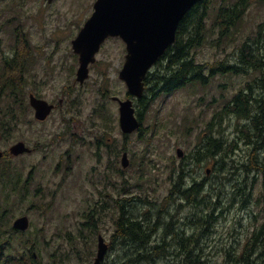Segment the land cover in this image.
<instances>
[{"label": "rangeland", "instance_id": "rangeland-1", "mask_svg": "<svg viewBox=\"0 0 264 264\" xmlns=\"http://www.w3.org/2000/svg\"><path fill=\"white\" fill-rule=\"evenodd\" d=\"M94 1L54 0L50 5L45 6L44 4L43 6L41 0H17L15 9L18 25L28 31L30 40L34 42V46L40 47L39 50L42 51V54L47 55L50 52V56L54 57L53 62L58 63L55 69L52 68L53 66H49L48 69L45 63L47 59L37 56V64L34 69L35 75L42 72L57 73L54 77L45 79L44 86L39 84L42 78L35 79L36 85L39 86L38 90L42 94L52 98L59 93V89L66 83L62 75L63 70H60L65 62L60 60L65 55V33L68 32L67 40L70 41L79 32L92 13ZM220 1L216 0L215 5L217 6ZM231 1L233 0H229V2ZM5 2H8V0L0 1V7H3ZM213 16L214 12L211 8L207 19L208 26L211 24ZM263 21L264 4L259 0H253L244 15L241 29L236 34L235 40L221 47L210 44L204 45L197 52L196 63L208 65L222 61L228 64L235 63L238 48L248 37L254 36L257 26ZM45 39H49V47L41 48ZM56 42H60V44L57 46ZM124 56L125 46L121 40L117 38L107 40L102 45L101 51L96 55V61L99 65L88 77L87 85L80 88V85L77 84V104L81 110L80 123L78 124L79 131L82 134L81 141L91 142L92 135H89L88 131L93 132L95 127L100 124L104 128L105 138L112 139L115 149L125 148L128 153L130 164L129 167L123 170L124 175H113V181L117 183L113 192L114 201L119 200L121 204H124V211L127 210L133 218L142 217V213L148 209L153 212L154 208L156 209L160 201L168 194L170 171L177 167L182 159H185V163H189L188 166L184 164L188 172L186 179L188 184L192 182V179L202 182L201 180L206 176L205 169L209 168L212 169V172L209 174L207 185L213 189L219 188L221 183L210 185L214 174L212 168L214 161L195 165V158L198 155H194V151L197 146L203 143L205 123L211 120L215 112L221 111L223 105L236 94V91L246 81L250 80L249 77L244 75L230 76L228 73L216 75L213 79H210L208 84L199 86L200 89L196 94H193L194 88L187 85L171 95L153 97L148 102L149 106L144 113L142 134L139 135L138 132H135L124 140V136L118 127L117 106L108 98L103 100L99 92V89L103 90L104 88V90L109 91V95L118 98L124 97L126 87L117 75L123 65ZM154 71H156L155 68L152 72ZM208 71L209 68L206 67L204 75H208ZM100 72H104V75H101ZM27 99L25 93L26 104ZM80 99L81 103H79ZM101 104L106 105L104 110L108 118L106 124H102L95 117L91 118L92 111L99 108ZM23 113L24 116L17 115L18 121L15 124L16 130L14 129V132L9 131V119L0 117V124L6 131L4 133L5 138L2 141V150H7L17 140L30 141L28 139V121H31L32 113L28 107ZM59 120L60 114L57 113L49 120V124L44 130H51ZM189 124L191 126H188ZM236 126L237 120L235 118L223 117L219 126L214 125L213 131L217 138L228 142H236V150L231 158L233 159V165L238 168L231 171L234 172L231 179H233L232 183L235 188L243 189L241 193H244L247 200L246 205H237L223 216H219L218 213L213 214L220 218H216L215 223L212 222L208 225L206 232L209 230V233L204 234L208 244L206 253L209 254L210 264H226L228 262L225 253L236 248L235 240L244 239L252 231L251 222L254 215L258 218L255 226L264 224V200L261 196L264 175L256 172L244 173L243 165L246 164L244 161L247 158L248 149L243 140L238 139ZM188 127L191 128L187 129ZM36 128L37 126H35V130ZM40 136L41 141L42 133ZM177 148L184 152L182 159L176 156L175 150ZM94 152L92 146L80 142L77 153L82 159V171L87 170L88 166L94 164V161H92L94 160L92 156ZM42 156V154H38L34 157L39 170L35 173L36 184L34 186L43 187L44 192L34 194L33 200L31 198L27 200L24 195L19 194L20 198L10 208L7 203L0 200V216H3L0 221V234H4L5 238L9 236L10 244L8 248L12 249L11 254L13 256L24 251V247L19 241L20 237L34 240L36 242L32 252L35 259L34 264H92L96 252V236L91 234L89 228L81 226L84 222L82 218L84 215L82 216V214L89 207L81 203V200L84 198L96 199L95 192L100 190L102 192L101 197L105 198L106 190L91 182L83 180V183L77 174V208L74 200L69 198L71 195H68V193L74 192L73 182L69 183L67 189L57 191L56 197L52 198L51 192L55 191L56 187L50 184L47 188L45 183L49 175L47 165H50V161L44 162ZM259 157L263 159L264 152ZM140 161H143L142 171L139 169ZM118 167L120 166L118 165ZM88 175L84 173L82 178ZM88 178L91 181H97V177L89 176ZM138 184L140 187H138ZM126 188H129V193L119 194L116 192V189L121 191ZM230 188V184L225 185V195L231 193L232 189ZM238 189H233L234 194L239 191ZM128 199L131 202H127ZM50 201L52 202L50 203ZM3 207L7 208V211ZM241 209H246V211L241 212ZM113 211L116 215L118 210L113 209ZM196 211L202 212L200 209H196ZM193 212L194 208L189 206L175 218L177 229L185 228L189 221L188 216L190 218ZM24 214L30 220L28 230L23 234H16L12 228L11 231L14 235H11L10 228L13 220ZM152 220L154 221V218ZM188 227L189 225L186 228ZM189 229L186 230V234L190 233ZM97 230L105 241H110L112 228L109 212L106 211L101 214ZM158 236L160 237L159 232ZM128 243V239L119 238L117 242L119 246L115 245L107 252L102 264H127L124 261L131 253L127 252L124 247ZM5 250L6 248L3 247L2 255H0L1 262L10 256L8 251ZM158 264H162V261H159ZM257 264H264V257Z\"/></svg>", "mask_w": 264, "mask_h": 264}, {"label": "flooded vegetation", "instance_id": "flooded-vegetation-1", "mask_svg": "<svg viewBox=\"0 0 264 264\" xmlns=\"http://www.w3.org/2000/svg\"><path fill=\"white\" fill-rule=\"evenodd\" d=\"M5 1V0H0ZM251 1V0H250ZM262 4H264V0ZM42 5L47 6L51 3H48L45 0H41ZM54 2V0L52 1ZM17 6V0H8V2L4 3L3 7H0V117H6L9 119V131L14 132L16 130L15 124L18 121V116H24V113L27 107L30 109L32 113V119L28 121L29 127V140L30 141H23L17 140L13 142L7 150H2V141L5 138V129L0 124V200L7 203L9 208L13 206L20 197L19 194H22L28 200L31 198L33 200L34 194H40L39 192H44L43 187L34 186L36 184L35 173L36 171L39 172L37 169V163H35L34 157L38 154H42L43 161H50V165L48 166L47 173L48 179L46 180L47 188L50 184L55 185L56 190L51 192L52 198H55L57 195V191L60 192L62 189H67L69 183L73 182L75 189L73 193H68L71 195L69 198L73 199L76 203L77 208V174L80 176L82 182H91L96 185H100L102 188L106 190L105 198L101 197V190L99 192H95L96 199L91 198H84L81 200V203L89 206L87 210L82 214V218L84 222L81 224L87 225L92 235L96 236V242L98 237L102 235L98 233L97 225L101 218V214L104 212L110 213L111 218V228L112 231L110 233L111 239L110 241H105L108 245V251L111 250L117 244L118 239L120 236L117 232V222L119 218L124 215L125 217L128 216V211H124V204H121L119 200L114 201V188H116L117 183L113 181V175H124V171L126 167L122 165V157L126 154L128 165L129 167L130 160L128 157L127 151L125 148L121 150L115 149L114 143L112 142L111 138H105L104 135V128L101 125H97L93 132L88 131L89 135H92V141L86 143L82 140V134L79 131L78 124L80 123L79 116L81 114V110L78 108L77 104V84L81 88L86 86L88 83V79L85 80L83 83L77 82V71L79 68V57L72 49V41L77 36L75 34L73 38L69 41L67 40V33H65L64 40H65V55L60 60L65 61L60 70L62 69V75L64 76V81L66 82L63 87L59 89V93L50 98L46 94H42L38 90V85L35 83V79L42 78L40 85H45V79L49 77H54L55 74L48 72H42L40 74L35 75L34 69L37 64V56L41 58H45L47 68L49 66H53L52 68L55 69L58 66V63L53 62V58L50 56V52L47 55L42 54L40 51V47L34 46V42L30 40L28 31L24 30V27L18 25V18L15 7ZM118 39V38H117ZM109 40V39H107ZM106 40V41H107ZM68 41V42H67ZM105 41V42H106ZM104 42V43H105ZM103 43V44H104ZM60 42H56L58 46ZM102 44V45H103ZM100 47V51L102 48ZM49 47V39L43 40L41 48ZM56 64V65H55ZM55 65V66H54ZM99 63L95 60L94 63L89 64L88 66V77L92 73L93 70L97 69ZM122 67V66H121ZM162 63H156L153 68L160 70V74L162 72ZM104 71V69H103ZM101 75H104V72H100ZM20 75V78H19ZM119 76V72L117 74ZM20 81V84H19ZM123 83V82H122ZM124 84V83H123ZM188 83L185 85L187 86ZM161 85H158L154 92L150 94L148 98H131L127 92L123 98H118L115 96L109 95L108 90L99 89L100 96L104 100V98L110 99L114 104L117 106L118 112V127L120 129V102H124L127 100H132L133 108L135 116L140 124V129L138 132L139 135L142 134V126H143V119L144 113L146 108L149 106L148 102L157 95H171L175 91L168 92L167 90L159 89ZM22 89V91H18ZM27 90V92H25ZM19 92L22 95V103L23 106L19 108ZM25 93L28 97L27 104L25 101ZM34 97L38 100L45 101L48 105H50L51 111L45 117V119H38L35 117V108L30 103V97ZM143 100V101H142ZM81 103V99L79 101ZM226 103L223 105L221 111H219V124L222 121V118L226 117ZM106 105L101 104L99 108H95L91 113V118H97L102 124L108 123V118L105 114ZM23 111L20 113L19 111ZM104 111V112H103ZM60 114L59 122L51 129V130H44L49 124V120L55 116V114ZM98 117H97V116ZM235 118V115H231L229 119ZM237 120V119H236ZM210 122V121H209ZM209 122L205 123V130H203V136L207 133V128ZM185 124V123H184ZM242 124H247L243 122ZM35 126H37L35 130ZM188 126H191L189 124ZM92 127V126H91ZM90 127V128H91ZM237 127V126H236ZM188 127L187 129H190ZM42 133V140L40 141V135ZM264 131L262 132V141L264 142ZM122 134V132H121ZM214 134V131H213ZM123 135V134H122ZM124 140L128 139L129 135H123ZM238 139H242L239 137ZM148 140V139H147ZM243 140V139H242ZM81 144L92 146L94 149V153L92 154L94 164L92 166H88L87 170L82 171L81 169V156L77 153V148ZM244 143L246 141L243 140ZM18 143H23L25 148L28 151L20 153V154H13L11 152V148ZM202 145V144H201ZM200 146H197L196 150L194 151L195 154H199L201 152ZM53 161V164H52ZM143 161H140V165L143 168ZM78 163L79 168H78ZM183 165H189V163L181 162ZM118 165L120 167H118ZM139 165V167H140ZM51 167V168H50ZM178 167V165H177ZM175 167V171L177 170ZM141 168V171H142ZM140 169V168H139ZM87 173L88 176L82 178L83 174ZM93 176L97 177V181H91L88 177ZM73 177V178H71ZM71 178V179H70ZM100 178V182H99ZM209 175H206L201 181L208 182ZM84 180V181H83ZM199 182V181H198ZM230 189H238L235 186L230 185ZM138 187L140 185L138 184ZM234 187V188H232ZM188 188V182H186V189ZM221 189L224 190L225 186H220ZM209 190V186L207 184L204 185V189L201 193V196H204L205 193L207 194ZM236 191L234 193H230L225 195L222 192L219 197L223 201H234V205H246V196L244 193H241V190ZM116 192L120 193H129V188L125 190H117ZM100 195V196H99ZM262 200H264V185H262ZM68 198V197H66ZM175 199L173 201L174 206L181 205V211L179 214L183 212V210L187 209L190 205L186 203L181 195L173 196ZM52 201H50L51 203ZM129 201V199L127 200ZM4 208V207H3ZM113 209H117V214L114 215ZM7 211V208H4ZM246 209H241V212H245ZM27 217L28 221L30 222L27 215H21ZM19 216V217H21ZM17 217V218H19ZM77 217V212H76ZM3 216H0V221ZM15 218V219H17ZM14 219V220H15ZM137 219L139 222L144 221V217L133 218ZM188 219L189 216H188ZM253 221L251 225L253 226L252 231L244 237L242 240H235L234 244L236 248L232 250H228L225 255L228 258V262L226 264H247L244 258H247L250 264H257V262L264 257V224L260 226H255L257 222V216L254 215L252 217ZM13 220V221H14ZM181 220V219H180ZM185 224V222H184ZM13 225V222H12ZM10 228V234L14 235L11 231L12 226ZM30 225V224H29ZM184 226V225H182ZM188 224L185 225V228L181 230H185L183 232L185 238H181L180 236L171 237V247L168 249L169 252L177 256V259H174V263H178L179 257L186 256L188 258V264H191L192 258L194 255H199L201 257L200 261L202 264H210L209 254L206 253V248L208 247L206 237L202 236L197 241L193 239V229L190 228V233L186 234V228ZM14 233L18 234L17 230L13 229ZM95 230V231H94ZM209 233V231L207 232ZM0 236H4L0 234ZM103 238V237H102ZM76 240H77V231H76ZM87 241V239H85ZM161 238L158 234H152L150 239V245H155L159 242ZM8 241V243H5ZM10 238L7 236L4 239H0V254L2 250V244L5 243L10 244ZM183 245V246H182ZM127 249H126V248ZM124 249L129 252L133 253L135 248L134 244L128 243ZM33 251L31 250V253ZM34 256V255H33ZM226 258V259H227ZM260 258V259H259ZM11 261V260H10ZM9 260H3L0 264H10ZM225 262V260H224Z\"/></svg>", "mask_w": 264, "mask_h": 264}, {"label": "trees", "instance_id": "trees-1", "mask_svg": "<svg viewBox=\"0 0 264 264\" xmlns=\"http://www.w3.org/2000/svg\"><path fill=\"white\" fill-rule=\"evenodd\" d=\"M216 0H198L196 5L184 16L178 25L176 39L158 63H162L160 70L147 74L145 82V96L154 92L158 85L162 90L168 92L184 87L187 83L194 88L196 94L200 87L206 85L216 75H244L250 80L240 87L236 94L226 102L225 115L230 118L235 115L238 121L236 132L238 137L246 141L248 155L243 165L244 173L256 172L264 175V158L259 156L264 152L262 132L264 131V22L257 26L253 37H248L238 48L237 61L228 64L224 61L213 64H198L195 61L198 50L206 44L221 47L228 42L235 40L236 34L240 31L244 15L252 4L253 0H221L216 6ZM263 2V1H260ZM214 12L211 24L207 25L209 11ZM206 67L209 68L208 75H204ZM20 78V75H19ZM147 83V84H146ZM20 84V81H19ZM196 86V87H195ZM22 91V89L18 90ZM255 91V92H254ZM22 93L19 92V108L23 106ZM143 101V100H142ZM22 113L23 111H19ZM219 112H215L207 125V133L203 138L201 152L195 158V165L202 162L214 161V171L210 185L221 186L234 175L232 170L238 167L233 165L235 141H224L213 134V125L219 124ZM246 122L247 124H242ZM195 155V154H194ZM185 162V159L182 160ZM140 165V171H141ZM240 167V166H239ZM188 172L180 162L177 170L170 171L168 180L170 186L168 194L160 204L151 212L150 209L142 213L143 222L133 219L131 215H122L117 222V232L120 238L128 239L134 244V252L128 255L124 261L127 264H173L177 256L169 252L171 237L183 235L185 230H179L175 218L179 215L181 205L174 206L173 196L181 195L188 205L194 208L191 213L188 225L193 229V239L197 241L206 234V227L213 222V211L222 203L219 195L222 189L209 187L207 194L201 196L205 181L198 182L192 179L186 189ZM236 183V182H235ZM234 192V191H233ZM233 202V201H232ZM173 209V211H171ZM181 209V210H180ZM200 209L202 212H197ZM154 218V221L152 220ZM83 227H88L83 225ZM173 230V231H172ZM160 233L161 240L155 245H150L152 234ZM148 237V238H147ZM85 242V241H84ZM8 243V241H5ZM3 243L2 245H5ZM26 249L19 257H12L10 264H33L31 250H34L32 240H21ZM30 247V248H29ZM199 255H194L191 264H202ZM250 264L247 258H244ZM260 259V258H259ZM198 261V262H197ZM176 264H188L186 256L179 257Z\"/></svg>", "mask_w": 264, "mask_h": 264}, {"label": "water", "instance_id": "water-1", "mask_svg": "<svg viewBox=\"0 0 264 264\" xmlns=\"http://www.w3.org/2000/svg\"><path fill=\"white\" fill-rule=\"evenodd\" d=\"M51 3L52 0H46ZM198 0H95L93 13L84 23L77 37L72 41V49L79 56L77 81L83 83L88 77V65L94 63L100 45L109 37H118L125 44V61L119 73L131 96L142 97L143 80L149 69L173 45L178 25ZM35 108V117L45 119L51 106L45 101L30 97ZM120 128L123 134H130L139 128L130 100L120 102ZM28 151L23 143L11 148L13 154ZM183 156L182 150L176 152ZM123 167H127L126 154L122 157ZM208 173V170H207ZM27 217H20L13 223L19 231L28 228ZM108 245L99 236L97 252L93 264H101Z\"/></svg>", "mask_w": 264, "mask_h": 264}, {"label": "bare ground", "instance_id": "bare-ground-1", "mask_svg": "<svg viewBox=\"0 0 264 264\" xmlns=\"http://www.w3.org/2000/svg\"><path fill=\"white\" fill-rule=\"evenodd\" d=\"M89 74V73H88ZM147 84V83H146ZM196 87V86H195ZM255 92V91H254ZM173 231V230H172ZM185 233V232H184ZM184 235V234H183ZM148 238V237H147ZM183 246V245H182ZM198 262V261H197ZM192 263V262H191Z\"/></svg>", "mask_w": 264, "mask_h": 264}]
</instances>
